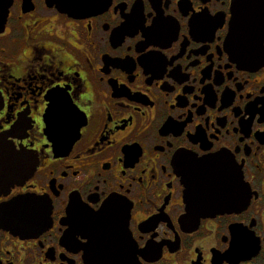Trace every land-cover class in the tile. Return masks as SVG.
<instances>
[{
    "label": "flooded vegetation",
    "instance_id": "af4514ba",
    "mask_svg": "<svg viewBox=\"0 0 264 264\" xmlns=\"http://www.w3.org/2000/svg\"><path fill=\"white\" fill-rule=\"evenodd\" d=\"M257 2L0 0V264H264Z\"/></svg>",
    "mask_w": 264,
    "mask_h": 264
},
{
    "label": "water",
    "instance_id": "95a60500",
    "mask_svg": "<svg viewBox=\"0 0 264 264\" xmlns=\"http://www.w3.org/2000/svg\"><path fill=\"white\" fill-rule=\"evenodd\" d=\"M246 3L250 5L254 4L249 1ZM263 3L264 0H261V2H257L258 5L259 4L262 5ZM5 20L6 19L5 17L2 16V12L0 10V28H2L3 25L5 24ZM23 157L24 156L22 153L21 155L16 154V150H14V148L9 146L7 135H0V182L5 181V182L13 183L18 181L23 176L27 175V173L25 174L21 171V167L24 166ZM204 165L205 164L201 166ZM112 206L113 204H107L102 210V212L96 215V219L94 220L95 223L93 224L92 228L89 229V231L92 234V242L94 239L93 233L97 236H99L100 233L102 238L104 236L112 238V242L109 246L114 251L113 254L115 257L112 256L110 260L101 259L99 261H94L93 259H91V257H89L86 260V264H132L133 263V261L122 260L115 255V253L117 252L115 248L118 247L119 239L126 238L127 229L125 227L120 228L118 224H114L113 220L109 218L110 215L115 213L111 209Z\"/></svg>",
    "mask_w": 264,
    "mask_h": 264
}]
</instances>
